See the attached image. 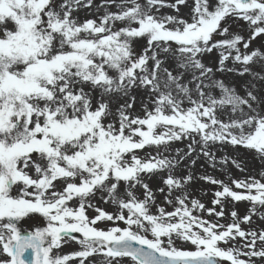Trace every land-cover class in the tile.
<instances>
[{
	"label": "snow or ice",
	"instance_id": "snow-or-ice-1",
	"mask_svg": "<svg viewBox=\"0 0 264 264\" xmlns=\"http://www.w3.org/2000/svg\"><path fill=\"white\" fill-rule=\"evenodd\" d=\"M180 6L188 0H0V264H264V227L253 226L257 215L264 224V171L203 177L220 185L211 208L187 192L191 175L175 174L197 147L213 166L217 146L264 160V94L214 79L264 80L251 70L264 52L249 51L264 35V0H193L188 18ZM230 19L246 22L247 38ZM214 50L215 68L202 60ZM137 91L152 104L143 116ZM184 140L187 151L165 154ZM146 148L155 155L141 157ZM157 175L154 192L146 177ZM98 194L116 211L95 206ZM231 202L252 207L223 224ZM35 216L43 226L24 233L18 223ZM69 241L79 250L61 254Z\"/></svg>",
	"mask_w": 264,
	"mask_h": 264
},
{
	"label": "rangeland",
	"instance_id": "rangeland-1",
	"mask_svg": "<svg viewBox=\"0 0 264 264\" xmlns=\"http://www.w3.org/2000/svg\"><path fill=\"white\" fill-rule=\"evenodd\" d=\"M101 0H96V3L99 4ZM169 2H174V0H169ZM193 0H188V6H180L179 15L188 18L190 12V6L192 5ZM95 11V9H93ZM165 14L174 15L176 14L173 9L165 8L162 10ZM79 17L83 20L85 18H94L89 15L87 10H81L78 13ZM226 26L229 27L230 33L233 34H241L245 38L248 37V26L246 22L243 21H233L228 20ZM222 37L217 36L216 39H220ZM145 45L144 41H138L135 45L137 51H142L143 46ZM264 35L256 38L251 42V46L249 51L253 49H259L261 52H264ZM219 59V54L216 50L212 53H206L202 60L209 67H217V61ZM226 65L228 67L232 66L231 61H227ZM251 70L254 73H259L260 77H264V64L262 63H253L251 65ZM214 79L222 80L230 87H235L241 94L245 93L249 84H255L256 91L264 94V80L259 77H254L252 75L246 74L243 77L238 76L235 72H215ZM216 95H219V90H215ZM135 96V104L133 106L132 112L133 114L143 116L145 108H151L152 104L147 95L143 92L137 91L132 93ZM123 103V101H120ZM113 110L118 107L116 101H113L112 104ZM189 141H178L172 144L169 153H165L166 155H175L176 149H180L181 151H187V145ZM212 152L215 154V166L213 163L207 158L200 155L199 147L196 148V155L192 157L191 160L182 161L180 166L175 170V174L177 176H188L191 175L193 177L190 184L187 186V192L190 193L192 199L199 200L203 203L207 208L214 207L212 204V200L214 199V193L220 189V185L212 184L207 180L203 179V177L208 176L217 180L224 181L225 183H230L232 179H245L247 176H256L259 178V175L262 171H264V160L259 159L254 153L245 151L243 149H234L230 145L226 146H217L212 148ZM138 153L141 157H145L147 155H155V152L151 148H146L145 150H138ZM227 159L229 162L227 164H222L221 161ZM192 160H195V163H192ZM238 161L244 171L239 170L232 161ZM163 175V174H162ZM146 182L149 183L150 187L155 192L158 188L163 187L162 184V176L157 175L155 177H146ZM235 190V186L232 185ZM124 186H121V192H123ZM136 194L140 196L141 190L137 189ZM157 201L162 203L163 197L157 193ZM95 206H98L105 211L115 212L116 205L112 203H105L101 196L98 194L97 197L92 201ZM166 206V205H165ZM167 207V206H166ZM252 205L249 202H231L225 204V217L220 221L223 224H227L232 222L230 213L232 211H236L239 216H244L249 214V209ZM171 210V208H168ZM153 211H155L153 209ZM89 216L95 215L94 209H89ZM205 218L207 217V213H204ZM211 219H214L211 218ZM44 221L42 218L35 216L32 218H24L19 222L18 227L22 229L24 233L28 231H32L37 226H43ZM259 225L260 227H264V224H261L259 221V216L253 217V226ZM244 228H248V225H242ZM182 243V242H178ZM79 250V245L75 241H69L65 243L60 249L61 254H68L73 251ZM6 257L0 255V259H5ZM71 264V262H70ZM227 264V262H225Z\"/></svg>",
	"mask_w": 264,
	"mask_h": 264
},
{
	"label": "water",
	"instance_id": "water-1",
	"mask_svg": "<svg viewBox=\"0 0 264 264\" xmlns=\"http://www.w3.org/2000/svg\"><path fill=\"white\" fill-rule=\"evenodd\" d=\"M74 236H76V237H78L79 238V236H80V234H78V233H75V234H73Z\"/></svg>",
	"mask_w": 264,
	"mask_h": 264
}]
</instances>
